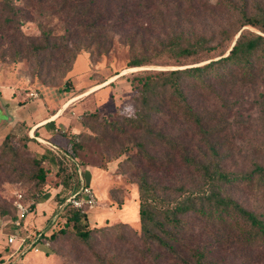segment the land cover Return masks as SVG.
I'll return each mask as SVG.
<instances>
[{"label": "trees", "instance_id": "trees-1", "mask_svg": "<svg viewBox=\"0 0 264 264\" xmlns=\"http://www.w3.org/2000/svg\"><path fill=\"white\" fill-rule=\"evenodd\" d=\"M194 1L23 0L20 8L11 0H0V52L7 51L13 62L32 61L36 77L44 71L69 72L76 55L93 46L96 55L107 53L111 46L109 34L129 30L127 44L142 52L128 61L127 68L170 67L132 74L128 81L133 92L131 114L103 116L101 120L95 113L87 115L92 129L101 132L94 136L98 143L109 137L130 139L121 148L119 154L126 157L118 163L117 171L132 174L137 186L139 240L143 247L134 246L136 264H213L221 252L232 250L236 254L264 244V214L246 209L227 193L237 185L264 190V166L254 165L247 173L224 171L216 144L208 140L218 125L190 103L195 92L264 85V0H252V7L249 0H219L214 5ZM41 7L63 23L62 34L40 29L39 37L33 39L22 33V22L32 11L42 15ZM222 11L233 14L236 21L220 31L217 42L192 24L195 17H205L208 12L215 18ZM182 126L185 132L200 136L208 152L200 148L189 152L174 137ZM29 141L27 136H4L0 143V174L7 180L34 186L32 204L28 206L31 212L47 186L43 167L47 154L31 155ZM78 148V143H72L67 151L71 161L52 154L60 174L56 196L78 187L74 163ZM177 151L196 179L187 188L179 187L172 199H166L158 195L150 174L159 165L174 164ZM64 209L45 236L49 251L56 255L52 246L71 238L104 264L106 259L94 250L93 241L105 227L92 225L87 211L69 208L65 216ZM9 215L8 209L0 207V218ZM10 220L16 217L10 216ZM200 238H207V242Z\"/></svg>", "mask_w": 264, "mask_h": 264}, {"label": "rangeland", "instance_id": "rangeland-1", "mask_svg": "<svg viewBox=\"0 0 264 264\" xmlns=\"http://www.w3.org/2000/svg\"><path fill=\"white\" fill-rule=\"evenodd\" d=\"M11 1L16 6L23 7V0ZM203 1L214 5L219 0L194 2ZM249 6H253L252 0H249ZM40 11L42 15L32 11L31 16L22 22L20 28L22 33L33 39L39 37L40 29H49L55 35L62 34L63 23L56 16H50L46 7H41ZM207 13L205 17L203 15L195 17L192 24L200 32L205 33L206 37L217 42L221 38L220 31L235 23V16L222 11L217 12L214 18ZM129 31L109 34L111 46L105 54L96 55L94 46L90 51H80L71 63V70L64 74H56L52 71L48 74L44 71L41 76L36 77L35 65L32 61L22 59L20 62H13L7 51L0 52V90L10 91L15 96L5 97L3 91L1 98L11 111L16 108L14 105H18L15 102L17 100L23 99L20 104L25 105L24 108H18L11 116L18 120H29L39 116L41 111L52 114L58 108L62 107L61 111L64 109L58 126L49 128L56 136L51 138L50 142L62 153H65L64 147L67 148L66 152L69 151L72 143L79 145L74 163L79 166L84 182L89 185L96 198L95 207L87 211L88 221L92 225L105 227L103 231L95 234L93 241L94 250L106 259L104 264H136L133 258L134 246L138 249L143 247L139 240L137 186L132 174L128 172L118 174L117 171L118 163L126 157L119 154L121 148L125 147L130 139L109 137L105 142L98 143L94 136L101 135V132L99 129H92V124L87 122V115L95 113L98 115V120H101L103 116L131 114L133 92L128 81L132 74L142 70L170 68L162 66H145L136 70L127 68L128 61L142 52L141 49L130 48L127 44ZM219 51L221 50L216 54ZM150 53L151 51L147 52ZM104 82L108 84L101 86ZM93 88L94 90L88 95L79 97ZM214 90V92L192 93L190 103L202 115L209 116L214 125H218L214 127V132L208 140L216 144L221 155V168L231 173H247L254 165L264 166V85L235 86L223 91L214 88ZM3 115V110L0 109V125L5 120ZM35 123L31 122L28 126H25L24 122L18 123L16 127L15 125L12 127L11 124L2 126L0 143L8 133L19 138L25 137ZM184 128L182 126L178 129L179 132L175 131L174 137L183 146L186 145L185 148L189 152L195 148L208 152L204 140L200 136L185 132ZM27 147L33 156H40L44 152L47 154L43 163L47 171V186L43 187L45 195L40 198H50V203L54 207V204L60 200L52 190L58 187L60 182L58 163L44 143L33 140ZM172 153L170 152V155ZM179 155L180 152L177 151L173 159L174 164H167L164 167L159 165L156 170L151 171L150 180L156 183L160 197L172 199L178 194L179 187L187 188L196 179L191 170L184 167L182 160L178 158ZM24 156L26 157L25 154ZM33 188L34 186L29 182H15L11 179L7 180L3 175L0 176V207L8 209L10 213L0 220H10V216L19 217V213L15 208L13 209V202L17 195H21L23 204L30 206ZM48 191L51 192L46 193ZM227 193L246 209L264 214V190L237 185L231 187ZM69 208V206L65 207V216L68 215ZM118 223H127L128 226H114ZM203 239L207 242V238H200ZM52 248L58 252L57 259L62 264H100L89 251L71 238L65 241L59 240ZM40 250L42 251L43 247ZM41 254L43 253L34 254L33 249L30 248L22 254L24 255L22 260L39 259L43 256ZM17 256L20 258L19 254ZM32 262L37 264L35 260ZM212 263L264 264V244L260 243L250 251L236 254L232 250L221 252L217 254V261L213 259ZM161 264L171 263L167 261Z\"/></svg>", "mask_w": 264, "mask_h": 264}, {"label": "crops", "instance_id": "crops-1", "mask_svg": "<svg viewBox=\"0 0 264 264\" xmlns=\"http://www.w3.org/2000/svg\"><path fill=\"white\" fill-rule=\"evenodd\" d=\"M3 91L5 90H0V109L3 110V114H4L3 116L5 120L2 121L3 123H1L0 128L6 124H11L12 127H14L15 125L16 127L18 123L24 122V125L28 126L29 123L36 122L32 126V128L28 130L26 134L27 138L30 140L28 144H32L33 140L35 141L37 140L38 142L44 143L47 146V148L52 152V154H54L55 152L54 148L56 150H58V148L55 145H53V143L50 142V140L51 138L53 139L56 136L52 134L49 128L53 126H58L57 124L58 121L60 120L59 118L62 112L64 111V109L59 113V116L56 117L57 119L55 118L53 120H51L50 117L53 114L57 113V111H59L62 107L58 108L52 114L46 113L45 111H41L39 112V116H37L36 118L33 119L29 118V120L27 119L18 120L17 118L11 116V114L12 113L14 114V112L18 108L25 107V105L20 104V102H22L23 99L15 101L18 105H14V108L15 107L16 108L14 109V111L13 110L11 111V109L8 107V104L4 103L1 98L3 96ZM4 95L5 97H11V98L15 97L12 93H10V91L7 92L5 91ZM41 122H45V123L38 125ZM36 125L38 126L35 127ZM46 128L48 130H46ZM36 134H38V136H36ZM66 149L67 148L64 147L63 150H65L66 152ZM52 190L55 191L54 194H57L60 191V187L58 186L55 189L53 188ZM50 192L51 191H48L46 193H50ZM68 194L69 193H66L65 195H59V198L66 197ZM50 200H51L50 198L43 199L42 197L39 200V202L35 204L33 210L29 212L22 220H20L18 224H16L15 221L12 220H0V264H35L32 262L34 260L36 261L37 264H45L46 262H49V264H62L60 260L58 261L57 255L50 252L48 248L38 243L33 245L31 249H33L34 247L38 248V251L36 252L33 250V253L40 254L42 252L43 254L41 255L43 256L40 257L39 259L28 258V260L27 259L25 261L22 260V258L24 257V255L22 254L30 249L31 244L35 239L34 235L39 232H41L44 235V237L48 235L55 221V220L53 221L54 215L58 216L61 213L57 210V205L59 204V202H56L53 207V205L50 203ZM10 235L19 236L26 239V245L23 248H21L20 252L16 251L17 243H14L12 245L7 244V238ZM42 247L43 250L41 251L40 249ZM18 254L20 255V258H18L17 256Z\"/></svg>", "mask_w": 264, "mask_h": 264}, {"label": "built area", "instance_id": "built-area-1", "mask_svg": "<svg viewBox=\"0 0 264 264\" xmlns=\"http://www.w3.org/2000/svg\"><path fill=\"white\" fill-rule=\"evenodd\" d=\"M30 96H33V94H29ZM55 156L58 158H64L65 160H70L69 154L67 152H59L56 151L54 148ZM77 175H78V187L75 191L70 192L66 197L63 198V201L57 205V210L59 212H62L63 209L66 206H69L72 209L79 210L81 212L83 211H89L93 209L96 205V198L92 191V189L89 187L88 184H86L81 176V171L79 167L77 166ZM22 196L17 195L15 201L13 202V206L16 209V211L19 213V217L16 218L15 223L18 224L22 218H24L28 213L29 209L28 206L24 205L21 201ZM57 215H54L53 221L56 219ZM33 243L31 244L30 248H32L35 244H41L46 248H49V243L46 241L44 235L39 232L34 235ZM14 243H17L16 251L20 252L21 248H23L26 245V239L23 237L10 235L7 238V244L12 245ZM34 251H38V248L34 247Z\"/></svg>", "mask_w": 264, "mask_h": 264}, {"label": "bare ground", "instance_id": "bare-ground-1", "mask_svg": "<svg viewBox=\"0 0 264 264\" xmlns=\"http://www.w3.org/2000/svg\"><path fill=\"white\" fill-rule=\"evenodd\" d=\"M102 84H103V85H102ZM105 84H108V82H106V83H105V82H104V83H101V86H104ZM93 90H94V88L91 89V90H89L88 92H86V93L80 95L79 97L86 96V95H88L89 93H91V91H93ZM68 103H69V102H68ZM60 112H61V110L57 111V113L53 114V115L50 117V119L53 120V119H55L56 117H58ZM56 119H57V118H56ZM43 123H45V122H41V123L38 124V125H41V124H43ZM38 125H36L35 127H37Z\"/></svg>", "mask_w": 264, "mask_h": 264}]
</instances>
